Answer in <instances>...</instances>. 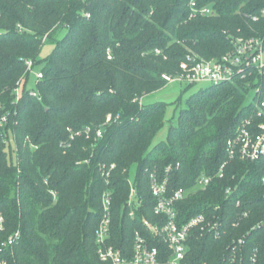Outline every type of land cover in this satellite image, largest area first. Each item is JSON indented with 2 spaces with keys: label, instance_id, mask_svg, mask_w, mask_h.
Listing matches in <instances>:
<instances>
[{
  "label": "trees",
  "instance_id": "trees-1",
  "mask_svg": "<svg viewBox=\"0 0 264 264\" xmlns=\"http://www.w3.org/2000/svg\"><path fill=\"white\" fill-rule=\"evenodd\" d=\"M190 1L0 0V118L8 117L0 127V260L96 264L95 231L107 190L108 242L129 256L134 232L146 234L143 219L164 220L154 214L150 175L167 178L173 191L191 189L206 174L210 185L188 194L177 209L184 221L215 215L222 235H192L187 264H228L232 242L240 238L245 242L235 264H264V158L249 162L227 151L244 122L254 133L264 125V108L257 115L261 98L254 94L257 87L264 93V75L252 71L218 85H196L177 124L153 145L168 104L142 100L168 84L163 74H180L188 56L220 58L231 49V37H264V17L252 21L264 0H198L199 8L213 9L207 17L191 15ZM46 45L51 50L40 58ZM26 61L43 74L32 89L26 88ZM86 127L92 129L88 138ZM70 133L80 134L71 140ZM130 181L140 198L132 218ZM229 187L233 192L225 196ZM15 232V244L3 246Z\"/></svg>",
  "mask_w": 264,
  "mask_h": 264
},
{
  "label": "built area",
  "instance_id": "built-area-1",
  "mask_svg": "<svg viewBox=\"0 0 264 264\" xmlns=\"http://www.w3.org/2000/svg\"><path fill=\"white\" fill-rule=\"evenodd\" d=\"M198 0H191L189 7L191 15H199L202 17L212 16L213 9L209 6L199 8ZM89 18V14H85ZM259 17H264V7L260 9L259 16L252 17V21H258ZM231 49L216 60H197L190 56L186 62L180 64L181 73L176 76L162 75V79L169 83H179L187 85H218L223 82L233 80L240 76L245 78L251 76L252 71L262 78L264 75V37H231ZM159 54V51H156ZM108 59H111L108 53ZM34 68L33 61H26V73L30 75ZM43 74L37 71L34 74L35 80L42 79ZM14 89L16 100L20 97V88ZM255 96L261 98L258 107V116H261L264 108V93L261 87H257L254 91ZM35 96V92H31ZM1 108V104H0ZM7 115L0 118V125L7 123ZM111 121L109 115L106 123ZM105 123V124H106ZM250 122L246 121L242 124L233 139L227 141V151L230 157L238 153L242 160L256 162L264 158V125L259 126V131L254 133L248 130ZM83 133L88 138L92 129L86 127ZM80 133H70L72 140ZM95 137H102V128H97ZM226 164V163H225ZM223 164L218 172V176L222 177ZM115 167L111 165L110 169ZM169 169H167V172ZM108 176V173H106ZM212 177L206 174L200 175L191 189H168V179H159L155 174L150 175V190L156 203L154 206V214L162 217L164 220L150 223L143 219V227L146 234L135 231L132 241V249L129 256H124L121 250L109 245L111 236V213H112V192L105 191L102 194V217L95 231L96 245V264H187L186 253L188 249V240L192 235H203L204 233L212 234L215 238L222 235V225L215 215L212 217L206 214H198L183 220L177 209V204L183 201L188 194L195 190H205L211 183ZM130 184V195L127 205L130 207L129 217H134L135 209L140 206V198H138L132 181ZM264 184V177L262 178ZM233 189L226 188L225 196L231 195ZM239 205V202H237ZM135 208V209H133ZM218 209V207H216ZM247 214H244L246 216ZM4 219L0 215V232L3 230ZM19 239V232H15L9 236L3 246H13ZM244 238L233 241L231 248L232 254L229 257L228 264H235L237 251L239 246L244 244ZM255 261V256L251 259ZM0 264H8L5 259L0 260ZM241 264V263H240Z\"/></svg>",
  "mask_w": 264,
  "mask_h": 264
},
{
  "label": "rangeland",
  "instance_id": "rangeland-1",
  "mask_svg": "<svg viewBox=\"0 0 264 264\" xmlns=\"http://www.w3.org/2000/svg\"><path fill=\"white\" fill-rule=\"evenodd\" d=\"M64 35H65V30L62 29L58 34V39H61ZM50 50H51V47L46 45L41 52L40 58L46 56V54L49 53ZM37 70H39V67H34L32 72L30 73L29 79L26 83L27 89L35 88L36 80L34 78V74L37 72ZM198 88H200V87L194 86V87H190L186 90L185 85H182L179 83H169L166 86H164L162 89L149 94L148 96H146L142 100V105L152 104V103H156V102H164V103L168 104L166 107V116H165L166 123H165V126L157 134L156 138L153 141V145H155L157 142H161V141L165 140L166 135H167V131H168V126L170 124L171 125L177 124L179 114H180V110L184 109V107H185V105H184L185 99L189 95H191L192 93L197 91ZM34 92L37 93L36 89H34ZM178 98H181L182 102L179 104H173V102H175V100H177ZM250 98L251 97L249 96L247 99V102L249 101ZM0 127H2V125H0ZM10 144H11V148L15 149V143L12 140H11ZM12 160L15 162V153L14 152L12 155ZM133 172H134V170H133Z\"/></svg>",
  "mask_w": 264,
  "mask_h": 264
},
{
  "label": "crops",
  "instance_id": "crops-1",
  "mask_svg": "<svg viewBox=\"0 0 264 264\" xmlns=\"http://www.w3.org/2000/svg\"><path fill=\"white\" fill-rule=\"evenodd\" d=\"M155 143H156V142H155ZM157 143H159V142H157ZM157 143H156V144H157Z\"/></svg>",
  "mask_w": 264,
  "mask_h": 264
}]
</instances>
